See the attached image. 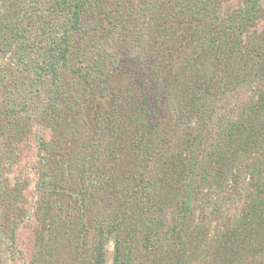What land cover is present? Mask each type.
Segmentation results:
<instances>
[{"label": "trees", "instance_id": "obj_1", "mask_svg": "<svg viewBox=\"0 0 264 264\" xmlns=\"http://www.w3.org/2000/svg\"><path fill=\"white\" fill-rule=\"evenodd\" d=\"M27 2L0 0L13 14L0 52L48 134L36 201L31 178L0 187V242L29 233L46 257L28 264H107L111 240L112 264H182L178 240L209 232L188 228L198 206L220 212L242 192L209 264H264V0H50L36 23ZM27 103L6 110L16 149L32 133L15 120Z\"/></svg>", "mask_w": 264, "mask_h": 264}, {"label": "rangeland", "instance_id": "obj_2", "mask_svg": "<svg viewBox=\"0 0 264 264\" xmlns=\"http://www.w3.org/2000/svg\"><path fill=\"white\" fill-rule=\"evenodd\" d=\"M29 4L30 3L27 2V4L24 5V8H22L21 11V16H24L25 18L29 17L27 20L33 23L37 22L36 20L38 16L41 18H46V16H48L47 14L49 10L52 8V5H50V0H31V5ZM6 9L7 8L5 4L0 3V23H7V20L11 19L9 22L10 24L13 20L11 18L13 14L10 12L6 14ZM24 24H26V21H24ZM164 32L165 31H162V34H164ZM7 52H0V76L3 82H8L9 84L8 87H3L0 85V187H3L7 183L11 185V183H14L15 179L17 178L24 180L31 178L33 182L32 186L30 187L31 191L29 199L36 201L37 192L35 188V182L39 158L38 151L40 147L39 136L41 137L45 133L48 134V124L42 121L44 120L43 118L36 116L37 112L40 110L38 99L35 102L33 100L32 102L29 101V99L32 97L29 92L25 93L23 92V89L21 91L19 90L21 88L17 89L10 83L11 74L7 68L15 66L12 65V51H9L8 53ZM10 89L13 91H10ZM26 101L28 102V109L25 111H19L15 117V120H19L21 124L26 126L27 130L30 131L31 128L32 133L30 134L29 141L25 147L23 149H16L15 144H13V139H11L13 131L4 130L2 132L5 124L10 122L9 120L12 116V112H6V110H10L11 105L14 104V102H16L18 109H22L24 102ZM226 102H229V100L225 101V103ZM39 120L42 124H40ZM19 155H21L20 159H22V161L18 165H15L13 162L15 158L19 157ZM207 189L208 187L203 189V195L210 193V191H207ZM241 193H239V195L233 194L227 202L223 203V210L220 212L209 214L208 209L202 211L203 208L200 207L205 206L206 204H200L198 206V213L194 220L190 222L191 225L188 226V228L198 226L201 229V227L204 225V227L208 229L209 232L207 237H204L205 240H202L201 238L197 237L196 231L190 233L191 229H188L190 236L187 237L188 234H184V236L178 240L179 244L175 247L176 253L173 254L177 257L179 254H181L180 260L182 264H209L210 259L214 261L213 253H207L206 246L210 240H214V238L218 236L223 227L233 224L236 221L237 216L243 213L245 199L244 197H240ZM217 205H219L218 202ZM116 209H118V204L114 203L108 207V209L106 208L102 210L104 212L102 213L103 217L109 220L110 215L113 212L115 213ZM201 211L204 213H201ZM168 216L169 215L167 214V217ZM196 237L198 240H196ZM33 240L34 239H32L28 233L25 235L22 234L17 246H14L13 244H6L5 246L3 242H0V264H28V261L32 256H34L36 261H39L38 263L42 262V260L46 257V252L42 250V255H40L38 247H34ZM169 243V241H165V245L168 246ZM183 243L187 244L182 245ZM213 243L216 245L217 241H214ZM183 248H185V250H183L185 252H180L179 250H182ZM107 250V264H112L114 241H109L107 244ZM63 253L65 254L66 251ZM65 256L66 257L63 264H70V257L68 254H65ZM143 259L144 262H147L145 256H143ZM172 263H174V257H172Z\"/></svg>", "mask_w": 264, "mask_h": 264}]
</instances>
